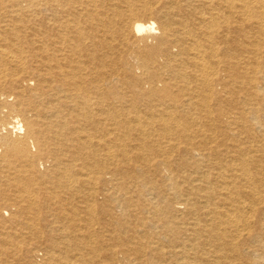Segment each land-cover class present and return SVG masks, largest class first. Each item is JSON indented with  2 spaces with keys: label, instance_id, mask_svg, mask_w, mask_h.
<instances>
[{
  "label": "bare ground",
  "instance_id": "bare-ground-1",
  "mask_svg": "<svg viewBox=\"0 0 264 264\" xmlns=\"http://www.w3.org/2000/svg\"><path fill=\"white\" fill-rule=\"evenodd\" d=\"M0 264H264V0H0Z\"/></svg>",
  "mask_w": 264,
  "mask_h": 264
}]
</instances>
